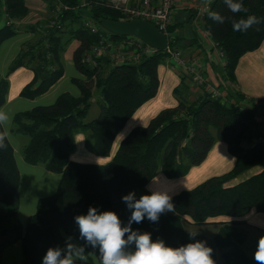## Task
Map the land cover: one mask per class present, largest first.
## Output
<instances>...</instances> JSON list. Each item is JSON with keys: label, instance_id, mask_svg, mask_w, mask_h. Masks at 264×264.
<instances>
[{"label": "trees", "instance_id": "1", "mask_svg": "<svg viewBox=\"0 0 264 264\" xmlns=\"http://www.w3.org/2000/svg\"><path fill=\"white\" fill-rule=\"evenodd\" d=\"M84 1L82 4L81 0H47L53 13L24 26L35 38L22 45L8 68V73L22 66L32 70L33 77L20 90V96L35 98L63 75V53L72 44L75 67L84 78L72 79L80 90L79 96L65 92L51 105L35 106L13 116L12 132L24 139L21 145L24 162L61 175L55 193L38 199L35 212L24 226L17 219L19 170L0 126V134L5 137L4 146L0 147V264L5 247L16 242L21 247L20 264H42L48 248H63L69 236L82 244L74 217L87 214L89 206L115 211L127 224L131 213L122 196L132 191L137 198L145 194L146 185L159 168L167 178L186 175L205 160L216 141L224 142L234 156L232 168L173 194L175 212L161 215L158 223L145 218L140 224L133 223L132 229L150 232L154 241L159 238L171 247H179L193 242L189 236L193 231L186 226L222 224L212 243L201 235L195 240L206 241L213 249V259L215 249L218 250L223 264H253L238 245L243 232L234 225L242 223L237 218L251 210L264 212V167L236 183L230 181L264 161V122L257 119L255 100L244 103L240 95L229 92L225 94L226 101L221 102L202 89L194 101H189L187 92L178 85L173 89L177 104L163 108L147 124L132 128L112 153L116 137L127 121L141 105L156 96L160 84L158 67L168 60V53L156 50L135 63H115L108 56L95 57L91 65L86 58L99 41L100 32L114 39L123 37L103 29L102 20L131 18L108 6L105 0ZM243 3L246 13H232L224 0H211L208 9L198 16L201 27L210 32L224 54L222 70L226 83L235 81L241 56L259 48L264 39V0H243ZM209 11L223 16L224 23L210 19ZM2 12L8 19L19 21L28 14V9L24 0H0ZM248 16H255L259 23L243 32L233 31L232 21ZM86 20L96 24L99 33H92L85 25ZM16 33L15 26L2 25L0 44ZM170 45L178 47L172 35ZM8 87L7 78L0 76V106ZM95 90L100 97L99 114L86 121ZM78 131L87 132V145L96 156L107 157L105 163L71 160ZM86 250L100 264L98 250L90 247Z\"/></svg>", "mask_w": 264, "mask_h": 264}, {"label": "crops", "instance_id": "2", "mask_svg": "<svg viewBox=\"0 0 264 264\" xmlns=\"http://www.w3.org/2000/svg\"><path fill=\"white\" fill-rule=\"evenodd\" d=\"M45 1L47 0H24L28 14L19 20L17 24H32L44 19L48 10ZM210 1L178 0L176 2L170 27L172 36L177 39L178 47L176 48L184 54L190 52L199 53L204 62L206 61L207 64L213 66H210V68L207 67V73L209 74V78L213 80V83L217 85L223 94L231 92L232 94L240 95L244 103L251 99L255 100L256 105H254V109H256V115H260L257 117L260 120L261 116H264V39L259 48L246 52L241 56L235 70V81L226 83L223 79L222 67L213 61L212 50L208 46L206 47L204 43L200 45L201 41L199 40L198 42L197 40L199 37L196 25H202L198 17V11L200 8L208 5ZM137 2L138 0H130L131 5ZM82 4L84 3L82 2ZM34 38L35 34L33 32L21 28L17 29L15 35L5 39L0 44V76L6 77L9 83L4 102L0 106V111L7 114L8 120L0 124V126L13 149L14 159L19 170V207L17 219L22 226L26 224L28 217L35 212L38 199L55 193L61 175L50 172L41 165H29L24 162L21 155V145L24 139L12 132L13 116L17 112L30 110L35 106L51 105L60 94L65 92L75 97L79 96L80 90L72 82V79L84 78L75 67L72 58L73 46L70 44L63 53L64 71L59 80L46 92L35 98L29 99L20 96V90L32 79L33 72L28 66H22L11 73H8V68L19 53L22 45L28 41H32ZM210 61L212 63H209ZM158 77L160 84L156 96L141 105L127 121L116 137L112 153L115 151L118 142L132 128L147 124L160 110L177 104V98L173 94V89L176 86L179 85L187 93H191V90L197 91L190 96V99L192 98L193 101L202 92L201 88L193 86L189 76L187 77L184 73L176 72L168 60L166 64L159 65ZM258 102L259 104H257ZM260 102L262 103L261 105ZM262 118L264 120V117ZM72 157H75V159ZM70 158L76 162L86 163L88 161L87 163L96 164H102L108 160L107 157L96 156L93 153L92 149L87 145L86 131H78L75 133L74 149ZM234 161V156L228 151L227 145L222 141H216L205 160L200 165L192 167L186 175L177 178H167L159 168L151 181H156L154 183L155 188L170 191L172 192L171 195H173L181 190L192 188L210 176L219 175L230 170ZM263 167L264 161L260 165L255 166V168H251L253 171L255 170L251 173H256ZM242 174L231 180L230 183H236L249 176H242ZM237 219L241 220L242 223L234 226L242 231L245 236L243 250L251 262L256 264L253 259V254L258 239L264 236V212L251 210ZM219 220H230V218H219ZM213 225L220 226L219 224H212L194 227L204 228ZM85 262L87 261L85 260ZM87 263L92 264L90 262Z\"/></svg>", "mask_w": 264, "mask_h": 264}, {"label": "clouds", "instance_id": "3", "mask_svg": "<svg viewBox=\"0 0 264 264\" xmlns=\"http://www.w3.org/2000/svg\"><path fill=\"white\" fill-rule=\"evenodd\" d=\"M232 13H246L243 0H224ZM209 18L224 23L225 18L219 13L209 11ZM259 23L255 16H248L232 21L233 31L243 32ZM8 116L0 111V124ZM4 135L0 134V147L4 146ZM75 159V157H72ZM156 181L146 185V193L139 198L135 191L121 197L130 211L127 224H124L115 211H101L89 206L87 214L74 217L82 244L73 242L71 236L65 240V246L49 247L42 258V264H77L87 258V248L98 250L100 264H216L212 257L213 249L206 241L195 240L197 232L189 233L193 242L179 247H171L163 239H152L150 232L133 230L132 224H140L145 218L151 223H158L161 215L175 212L170 191L154 187ZM256 264H264V236L256 244L253 254Z\"/></svg>", "mask_w": 264, "mask_h": 264}, {"label": "built area", "instance_id": "4", "mask_svg": "<svg viewBox=\"0 0 264 264\" xmlns=\"http://www.w3.org/2000/svg\"><path fill=\"white\" fill-rule=\"evenodd\" d=\"M178 0H138L134 5L130 0H105L108 6L120 10L131 19H142L151 22L156 28L167 36V46L165 51L168 53V61L172 68L178 73H184L190 77L193 86L205 90L210 97L221 102L226 101V95L219 90L213 80L209 78L208 68L210 65L203 61L200 55L190 52L184 54L181 50L170 45L169 27L172 21V14ZM85 2V1H84ZM83 2V3H84ZM208 9V5L198 11V16H202ZM3 25L10 26L18 21L8 19L5 12L0 14ZM85 25L92 33H99V27L90 20H86ZM197 26L198 37L201 44H205L213 52V61L217 64L224 63V54L212 40L210 32L199 24ZM100 39L90 50L87 62L94 65L95 57L108 56L115 63L130 62L135 63L142 56H148L154 48L148 46L135 36H123L114 39L108 33H99ZM209 63H212L211 61Z\"/></svg>", "mask_w": 264, "mask_h": 264}, {"label": "rangeland", "instance_id": "5", "mask_svg": "<svg viewBox=\"0 0 264 264\" xmlns=\"http://www.w3.org/2000/svg\"><path fill=\"white\" fill-rule=\"evenodd\" d=\"M81 1L84 2V0H81ZM45 3H47L48 10H47V14L44 16V18H47V17H50V15H51V13H53V11L51 12L49 10V4H48V2L45 1ZM11 21H17V20H11ZM14 24H11V25L15 26L17 29L24 28V26L26 25V23H21V24L20 23L19 24L16 23L17 25L16 24L14 25ZM2 25H3V21L1 20V16H0V26H2ZM197 55H199V53ZM166 63H167V60L163 64H166ZM223 64L224 63H222V64L219 63L218 65H220V67H222ZM211 67H213V66H211ZM185 76H187V75H185ZM210 82H211V79H210ZM191 91H192L191 93H186L187 99L189 101H193L192 98L190 99V96L192 95V93H194V92L196 93L197 92V91H194V90H191ZM99 100H100L99 92L97 90H95L94 91V94H93V99L91 101L90 108H89L88 113H87L86 118H85L86 121L92 120V119H94V118H96L98 116L99 110H100ZM257 104H259V102ZM261 104L262 103L260 102V105ZM256 116H260V115H256ZM262 117H264V116H261V119L260 120H261V122L262 121L264 122V120H263ZM160 161H161V156L159 157V162ZM86 162H88V161H86ZM253 168H255V167H253ZM249 171L250 170L244 172L242 174V176L250 175V174H252L251 172H254L255 170L253 171V169H251V171L250 172ZM225 221H229V220H225ZM219 225L220 226L213 225V226H210V227L207 226V227H204V228H195V227H188V226H186V227H187V230L188 231L197 232L198 235H201L203 237L209 238L210 243H212V239L218 233L219 228L221 227L222 224H219ZM234 228L235 229H238L235 226H234ZM242 235L243 236H242V238H240V242H238V245L243 250V247L245 245L243 243V240H244L245 236H244V234H242ZM73 242H75L77 244H80L76 239H73ZM86 251H87L86 261L87 262H90L92 264H99V262L97 261V258L94 256V254L91 251H89V250H86ZM21 260H22V254H21L20 242H16L14 244H11V245H8V246L5 247V249L3 250L2 256H1V264H20L21 263ZM214 260H215L216 264H223V260L221 258L220 252L218 250H216V249H215V257H214Z\"/></svg>", "mask_w": 264, "mask_h": 264}, {"label": "water", "instance_id": "6", "mask_svg": "<svg viewBox=\"0 0 264 264\" xmlns=\"http://www.w3.org/2000/svg\"><path fill=\"white\" fill-rule=\"evenodd\" d=\"M101 27L116 36H135L159 51H164L168 43L164 33H161L151 22L142 19H104L101 22Z\"/></svg>", "mask_w": 264, "mask_h": 264}]
</instances>
